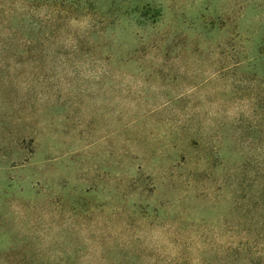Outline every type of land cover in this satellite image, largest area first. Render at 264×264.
<instances>
[{
	"label": "rangeland",
	"instance_id": "obj_1",
	"mask_svg": "<svg viewBox=\"0 0 264 264\" xmlns=\"http://www.w3.org/2000/svg\"><path fill=\"white\" fill-rule=\"evenodd\" d=\"M262 230L264 0H0V264H264Z\"/></svg>",
	"mask_w": 264,
	"mask_h": 264
},
{
	"label": "trees",
	"instance_id": "obj_2",
	"mask_svg": "<svg viewBox=\"0 0 264 264\" xmlns=\"http://www.w3.org/2000/svg\"><path fill=\"white\" fill-rule=\"evenodd\" d=\"M264 230H262L261 232H263ZM243 247H244V243L239 245L237 248H234L233 249V252L235 254V257H236V262L239 261V259L242 258V255H241V250H243ZM252 251V250H251ZM222 260H225V257H222Z\"/></svg>",
	"mask_w": 264,
	"mask_h": 264
}]
</instances>
